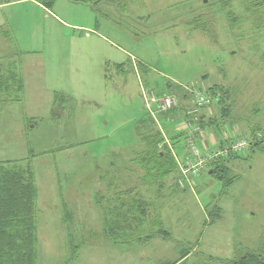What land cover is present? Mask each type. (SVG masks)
<instances>
[{
  "label": "rangeland",
  "instance_id": "374dc122",
  "mask_svg": "<svg viewBox=\"0 0 264 264\" xmlns=\"http://www.w3.org/2000/svg\"><path fill=\"white\" fill-rule=\"evenodd\" d=\"M0 3V26L10 33L0 35V60L19 65L13 67L26 83L21 101L0 107V163L32 165L36 264H164L183 249L190 253L181 264H224L236 251H264V154L250 144L227 163L236 180L226 189L211 176L210 162L185 177L193 186L178 168L161 192L144 189L135 181L143 171L131 161L143 147L135 131L145 114L143 88L173 92V108L184 103L187 122L176 135L166 114L157 116L178 165L195 159L189 140L202 156L201 141L211 133L222 139L209 152L229 137L263 138L264 0H56L51 10L33 0ZM194 86L228 90L229 115L201 113L220 106V89H209L215 99L188 114ZM56 94L65 97L64 109L52 119ZM173 177L176 184L164 182ZM134 184L149 209L131 236L157 230L160 217L171 239L114 244L105 236L101 209L122 201L128 209L130 197L117 191ZM70 242L79 245L73 260Z\"/></svg>",
  "mask_w": 264,
  "mask_h": 264
},
{
  "label": "trees",
  "instance_id": "16d2710c",
  "mask_svg": "<svg viewBox=\"0 0 264 264\" xmlns=\"http://www.w3.org/2000/svg\"><path fill=\"white\" fill-rule=\"evenodd\" d=\"M35 1L48 10H51L56 2V0ZM72 1L91 3L95 5L99 1L103 0ZM261 61L264 64V52L261 55ZM117 67L119 68L121 66L118 65ZM16 72L12 71L10 78L4 83L2 79H0V90L4 93V100H1L0 98V104L1 101L14 102L21 100L20 96H22L23 92V83ZM11 79L15 81L12 84L16 85L18 90L16 91L18 94L16 96H12L8 92L3 91L4 89H8V83ZM3 84L5 85L3 86ZM178 89L181 91V87L178 86ZM209 89H220L222 91V97L218 101V104H220L219 110L222 116H228L230 112V105L227 103L228 90L225 88L223 89L222 86H212L204 90L209 91ZM148 90H150L157 98L171 94H161L153 89ZM64 101L65 97L58 94L54 96L53 107L51 109V116L53 118H56L59 115L57 109H59V111L64 109ZM142 103L145 114H143L144 116H142L140 120H137L135 131L137 138L143 147L134 153V157L131 161L135 167L138 166L143 171V176L137 174V181L140 185L145 187H156L157 191L161 192L160 190L163 189V179L170 174H177L178 168L181 165H178L171 150V139H169L168 136L166 138L161 133L155 124L154 117L158 118L157 116H160V114L170 115L168 112L171 111L172 108L158 110L156 105L153 103L151 104L150 109H148L143 98ZM202 118V116L199 117V123L201 125L203 124ZM215 122L216 119H210L208 123L209 125H215ZM256 130L257 129H254L252 132L254 133ZM262 136L263 138L257 142H255L256 139L250 141L249 144L251 145V151L258 150L264 154V133ZM239 137L242 138L241 136ZM229 140L232 141L233 139ZM203 152H205V150ZM238 158H241V153H229L227 155L217 156L214 160L210 161V174L221 181L224 189L229 187L236 180V176L230 175V168L227 163ZM134 174H136L135 171ZM115 188L118 189L117 186ZM117 192L118 198H120L121 195H125L127 198L130 197L126 201V208L128 207V209L124 208L125 203L123 201L120 202L118 206H109V209H101L103 233L107 236V238L112 240L114 243L121 244L132 241L142 243L153 237L171 239V234L162 227L160 217L159 221L156 223V225H158L157 230L149 233L146 232L143 235H139V233H137L134 236H131L133 235L132 230L133 233L136 232V229L138 230L139 228L140 222L146 217L149 209L148 203L141 197L136 186L129 187V189L123 191L118 190ZM36 196L37 188L35 175L32 165L29 162L23 165L14 161H5L0 163V264H36L38 257ZM63 202L64 201H62V206L64 207ZM130 213L134 214L131 219L133 222L126 225ZM69 214L70 213H67L65 210V220L68 219ZM70 248L71 254L69 260H73L77 256L79 245H71L70 242ZM188 253H190L188 249H183L181 257L183 258ZM174 263L175 262L166 264ZM224 264H264V251L261 248L256 250L244 249L236 251L235 257L224 260Z\"/></svg>",
  "mask_w": 264,
  "mask_h": 264
},
{
  "label": "built area",
  "instance_id": "2783aa9c",
  "mask_svg": "<svg viewBox=\"0 0 264 264\" xmlns=\"http://www.w3.org/2000/svg\"><path fill=\"white\" fill-rule=\"evenodd\" d=\"M193 88H198V87H193ZM198 89L199 90L193 91L194 99L192 102V106L189 108V110L187 112L188 114L190 112H193V113L196 112L197 113L200 108L210 104L213 101V99H215V98H212L210 96L208 91L201 89V88H198ZM140 93H141L142 98L144 99V101L146 103V107L148 109H150L151 104H153V103L156 105V108H158V110L171 109L175 105L174 104L175 100H176L175 95L170 94V95L160 96L159 98H157V97H155V95L150 90L146 91L144 88L141 90ZM196 113L192 114V115L194 117H196ZM188 127H190V126H188ZM229 138H231L233 140L230 141V143L228 145H226L225 147H223L219 151L215 150V151L209 152L208 150H205V152L202 156H199L198 149L189 140L190 153L192 154V156L195 159L189 160L184 165H181L179 167L180 174L182 175V177L185 180H187L185 177H188V175H190V174H192V175L198 174L199 169L201 167L205 166L207 163L214 160L217 156H223V155H227L229 153L235 154V153L242 152L249 145V142L244 137H242V138H240V137H235V138L229 137ZM214 156H216V157H214ZM196 158H197V160H196ZM187 182L190 183V186L193 185V182H192V184L189 180H187Z\"/></svg>",
  "mask_w": 264,
  "mask_h": 264
},
{
  "label": "crops",
  "instance_id": "0c3cea01",
  "mask_svg": "<svg viewBox=\"0 0 264 264\" xmlns=\"http://www.w3.org/2000/svg\"><path fill=\"white\" fill-rule=\"evenodd\" d=\"M33 2L34 3H36L37 5H40L38 2H36V1H34L33 0ZM1 4V3H0ZM41 6V5H40ZM42 8H44L43 6H41ZM0 35H4V36H9L10 35V33H9V31H7V30H5V28H3V27H1L0 26ZM15 60V59H14ZM5 61V60H4ZM4 61H1L0 60V79H2V81H3V83L7 80V79H9L10 78V76H11V72L12 71H17L16 73L19 75V77L21 78V80H22V83H23V92H22V96H20L21 97V100L24 98L23 97V95L25 94V87H26V83L24 82V80L22 79V74H21V72H20V70H18V69H16L15 67H13V66H17V67H19V65H16V63H8V64H5L4 63ZM20 68V67H19ZM13 82H15L13 79H11V81H9V87H8V89H4L3 91H6V92H8L9 94H11L12 96H16V95H18L17 93H16V91H18L17 90V88H16V85H13L12 83ZM11 83V84H10ZM5 84H3V86H4ZM185 85H183V86H180L181 88L182 87H184ZM209 88V87H208ZM157 92H159V93H161V94H163V93H166V94H168V93H173V92H170L169 90L168 91H165V90H157ZM185 92V91H184ZM184 92L182 91V93L184 94ZM3 97H4V93L2 92V90H0V98H1V100H4L3 99ZM20 100V101H21ZM181 101H183V100H181ZM14 102H19V101H14ZM9 103H13L12 101H9V102H4V101H1V104H0V107H2V106H4V105H8ZM184 103H180V105L177 107V108H172V110L171 111H169L168 112V114H170V115H166L165 117L166 118H168V119H170L173 123H174V128H172V130H171V133H172V135L171 136H173V135H176L177 134V129L179 128V127H181V123H179V122H181V121H184V123L186 124V122H187V118H186V116H182V113H180V106H182ZM52 107H53V103H52ZM52 107H51V109H52ZM215 108H217V110H219V108H220V106L219 107H217V106H215V105H211L210 107H207L206 109H203L202 110V114H204V115H210L212 112H213V110L215 109ZM204 115H201L202 117L204 116ZM50 116H51V113H50ZM183 117V118H182ZM50 118H52V119H58V117H56V118H53L52 116L50 117ZM182 118V119H181ZM180 119V120H179ZM154 121H155V124H156V126L158 127V129L161 131V133L167 138V134H165V130H163V128H161L160 127V125H158V118H156V117H154ZM187 129H189V128H187ZM191 129V128H190ZM186 130V128H183V129H180V130H178V131H180V132H182V131H185ZM192 132V131H191ZM215 133V132H214ZM216 136V137H215ZM215 136H213V133H211L210 134V136L209 137H206V140L205 141H201V146H202V150L204 151V150H209V149H211V148H214V145H217V143H218V141L220 142V140L222 139V136H220L219 135V133H215ZM208 144L209 145H211L210 147L208 146ZM140 150V149H139ZM100 179H102V177H101V175H100ZM135 181H137V176H136V180ZM192 182H193V185H195V181H193V180H191ZM164 182H169L171 185L173 184V183H175L176 184V181H175V178L173 177V178H171V179H169V180H164ZM140 184V183H139ZM135 185L136 184H134L132 187H135ZM192 185V186H193ZM131 187V186H130ZM138 187H140V186H138ZM167 187H169V184H168V186ZM143 188L144 189H149L148 187H145V186H143ZM125 189V188H124ZM127 189H129V188H126L125 190H127ZM177 189H178V187H177ZM139 190V189H138ZM121 191H123V189L121 190ZM175 190H171L170 188H169V193L170 192H174ZM139 192L141 193V191L139 190ZM64 203V202H63ZM64 207H65V209H64ZM64 207H63V210H64V212H63V220L65 221V218H64V215H65V210H66V212L67 213H69L68 212V210H67V208H66V205H65V203H64ZM107 237V236H106ZM109 239V238H108ZM110 240V239H109ZM112 243H114L112 240H110ZM133 242V241H132ZM147 242V241H146ZM128 243H130V242H128ZM143 243V242H142ZM115 244V243H114ZM116 244H121V243H116ZM122 244H125V243H122ZM182 252H183V250L181 251V255H182ZM189 254V253H188ZM188 254L187 255H185L183 258L180 256V258L178 259V260H176L175 261V263L174 264H177V263H179V264H181V263H183L185 260H186V257L188 256ZM166 263H168V262H166ZM166 263H164V264H166Z\"/></svg>",
  "mask_w": 264,
  "mask_h": 264
}]
</instances>
